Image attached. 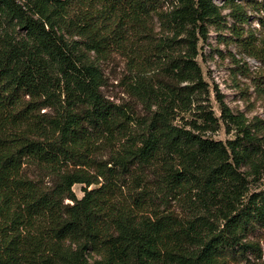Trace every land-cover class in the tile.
I'll list each match as a JSON object with an SVG mask.
<instances>
[{
    "label": "trees",
    "instance_id": "trees-1",
    "mask_svg": "<svg viewBox=\"0 0 264 264\" xmlns=\"http://www.w3.org/2000/svg\"><path fill=\"white\" fill-rule=\"evenodd\" d=\"M223 10L264 64V0H0V264H264V189L240 171H260L258 128L218 93L234 139L204 136L209 110L175 122L208 95L197 43ZM112 55L144 116L101 94Z\"/></svg>",
    "mask_w": 264,
    "mask_h": 264
},
{
    "label": "rangeland",
    "instance_id": "rangeland-1",
    "mask_svg": "<svg viewBox=\"0 0 264 264\" xmlns=\"http://www.w3.org/2000/svg\"><path fill=\"white\" fill-rule=\"evenodd\" d=\"M213 1L217 5L221 2V0ZM221 13L224 17L222 22L227 28L223 25L208 24L205 39L197 43L196 61L201 69L203 81L208 85V95L203 96L197 110L179 114L175 122L186 126V123L195 118L201 109L209 110L218 120V128L205 130L204 136L222 142L234 139L236 130L228 129L233 126L225 127L220 119L218 96L216 98L218 93L219 98L233 115L239 116L249 129L258 128L257 135L263 136L260 142L262 148L256 161L257 164L261 161L258 164L262 165L259 168L260 171L256 173L254 171V174L248 175V165L240 168V171L246 173L249 190L258 191L264 189V84H258L257 77L264 75V64L238 49L235 40L230 38L228 32L231 24L228 17L229 11L223 10ZM247 13L251 29H255L258 37L262 36L257 33L259 14L254 11H247ZM99 67L103 76V86L100 88L103 97L112 103L124 105L139 117L144 116L145 112L141 104L126 92L127 83L132 74L125 60L121 56L112 55L109 59L100 62ZM39 176L42 177V174ZM49 180V177H45L43 181L49 185ZM72 189L78 198L82 196L81 185H74ZM249 237L261 246V261L264 262V234L257 229L250 233Z\"/></svg>",
    "mask_w": 264,
    "mask_h": 264
}]
</instances>
